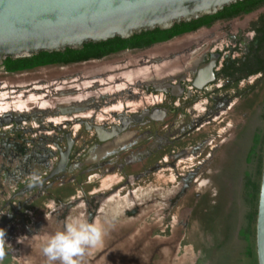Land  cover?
Here are the masks:
<instances>
[{"label": "flooded vegetation", "instance_id": "af4514ba", "mask_svg": "<svg viewBox=\"0 0 264 264\" xmlns=\"http://www.w3.org/2000/svg\"><path fill=\"white\" fill-rule=\"evenodd\" d=\"M178 37L184 38L173 43ZM2 65L8 75L0 80L4 245L43 231L46 213L63 227L78 204L91 222L125 187L112 210L133 203L120 214L137 216L139 199L153 201L152 184L130 185L164 166L176 175L168 193L157 194L167 215L196 182L203 152L209 158L218 148V130L207 126L228 120L245 98L246 78L264 74V4L222 13L210 25L146 47L22 70ZM134 166L141 169L126 173ZM117 170L124 172L122 183L91 191ZM46 201L52 204L38 215Z\"/></svg>", "mask_w": 264, "mask_h": 264}, {"label": "rangeland", "instance_id": "374dc122", "mask_svg": "<svg viewBox=\"0 0 264 264\" xmlns=\"http://www.w3.org/2000/svg\"><path fill=\"white\" fill-rule=\"evenodd\" d=\"M187 36L190 37H184ZM35 74L37 71L26 76L14 74L9 79ZM4 76L8 75L1 64L0 80ZM234 106L228 120L207 126L218 130V148L209 158L206 152L200 156L205 164L195 166L199 168L196 182L169 214H165L166 204L157 197L168 193L175 184L176 175L169 166L130 185L135 189L152 184L153 195L149 197L153 201L139 199L142 205L137 216L120 214L133 203H121L119 212L112 210L120 194H127L128 187L101 204V212L91 222L107 221L108 235L85 257L84 264H259L256 222L264 162V74L246 78L245 98ZM181 167L185 171L193 168ZM140 169L141 166L128 167L126 173ZM123 174L117 170L89 187L93 192L107 190L122 183ZM248 180L254 181V188L246 185ZM77 188L73 191L81 194ZM46 202L38 215L48 211L50 202ZM80 213L87 217L82 204L75 206L71 215ZM117 213L121 216L117 217ZM45 219L43 231L5 245L6 256L0 264H47L39 241L63 227L50 215Z\"/></svg>", "mask_w": 264, "mask_h": 264}, {"label": "water", "instance_id": "95a60500", "mask_svg": "<svg viewBox=\"0 0 264 264\" xmlns=\"http://www.w3.org/2000/svg\"><path fill=\"white\" fill-rule=\"evenodd\" d=\"M239 0H0V65L212 15ZM264 264V162L256 222Z\"/></svg>", "mask_w": 264, "mask_h": 264}, {"label": "trees", "instance_id": "16d2710c", "mask_svg": "<svg viewBox=\"0 0 264 264\" xmlns=\"http://www.w3.org/2000/svg\"><path fill=\"white\" fill-rule=\"evenodd\" d=\"M263 4L264 0H239L229 6H225V8L218 11L217 14L215 13L212 15H206L189 22L176 23L169 29L162 30L157 28L155 30L143 31L140 34H134L130 38L115 37L106 41L96 43L89 42L85 43L84 47L81 49L67 48L65 51L59 52L41 51L38 54H34L29 57H21L16 59L8 57L5 60L4 64L8 70H22L33 68L43 64L67 63L86 59L92 56L100 57L102 55L117 52L128 47H146L151 45L155 41L168 39L184 32L195 30L203 24L210 25L212 20L216 16H220L222 13L236 14L240 13L241 11L248 12L258 8ZM246 185L248 187L252 186L254 188V181L248 180ZM257 186L258 185L256 184V187ZM247 194L251 195L252 193L248 192Z\"/></svg>", "mask_w": 264, "mask_h": 264}, {"label": "clouds", "instance_id": "9594fccd", "mask_svg": "<svg viewBox=\"0 0 264 264\" xmlns=\"http://www.w3.org/2000/svg\"><path fill=\"white\" fill-rule=\"evenodd\" d=\"M38 179L36 174L31 176L32 181ZM109 227L107 221L90 222L82 213L69 215L61 230L40 239L41 252L47 264H84L85 257L104 243ZM4 240L5 231H0V262L6 256Z\"/></svg>", "mask_w": 264, "mask_h": 264}, {"label": "bare ground", "instance_id": "6f19581e", "mask_svg": "<svg viewBox=\"0 0 264 264\" xmlns=\"http://www.w3.org/2000/svg\"><path fill=\"white\" fill-rule=\"evenodd\" d=\"M258 248V247H257ZM258 261H259V259H258Z\"/></svg>", "mask_w": 264, "mask_h": 264}]
</instances>
